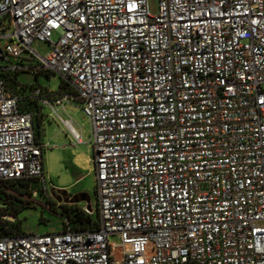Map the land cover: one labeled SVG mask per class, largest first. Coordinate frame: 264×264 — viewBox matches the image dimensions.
Returning a JSON list of instances; mask_svg holds the SVG:
<instances>
[{"label": "built area", "instance_id": "1", "mask_svg": "<svg viewBox=\"0 0 264 264\" xmlns=\"http://www.w3.org/2000/svg\"><path fill=\"white\" fill-rule=\"evenodd\" d=\"M149 1L0 0V31L12 29L0 37V187L35 180L46 193L47 145L6 75H57L64 94L41 105L88 119L84 210L99 220L0 235V264H264V0H156L155 16ZM34 41L51 52L37 57ZM24 52L31 68L6 60Z\"/></svg>", "mask_w": 264, "mask_h": 264}, {"label": "rangeland", "instance_id": "2", "mask_svg": "<svg viewBox=\"0 0 264 264\" xmlns=\"http://www.w3.org/2000/svg\"><path fill=\"white\" fill-rule=\"evenodd\" d=\"M148 11L151 16H155L158 12L156 0L148 2ZM4 31H0V37H7L11 34L12 29L7 22L3 23ZM57 41V36L52 37V42ZM11 45L8 40H0V49ZM37 57L44 58L50 52L51 48L46 43L34 41L29 47ZM12 64L21 62L22 68H31L36 58L31 56L29 52L21 54L20 59H6ZM34 60V61H33ZM7 65L6 61H0V67ZM17 83L22 87L35 86L49 92L56 93L61 85V78L57 75L46 76L39 74L36 78L28 71H20L16 76ZM53 112V121H50L45 127L44 145H47V150L43 153V173L46 193L40 194L39 191L34 190L29 196L27 193L18 196L14 194L10 202L27 201L26 206H22L21 202H15L13 206V214L8 217V222L17 224L18 229L25 235L43 236L46 234H56L62 230V222L59 214L49 210L47 204L48 200L55 203L51 199V190L57 191L66 189L70 196L77 194H85L89 198L90 209L95 208L94 188L95 179L92 171V164L90 163V170H80L72 163L75 156H92L90 149V124L88 119L84 116L80 106L67 101L62 102L58 107H55ZM62 117L63 120H68L72 123L73 128L80 135L82 143H74L72 136L65 129L62 122L57 116ZM80 181L74 184L77 179ZM49 196V197H48ZM67 198V197H66ZM69 199V198H67ZM23 203V202H22ZM60 204H66L61 202ZM73 204V203H67ZM84 207V203L76 204Z\"/></svg>", "mask_w": 264, "mask_h": 264}, {"label": "trees", "instance_id": "3", "mask_svg": "<svg viewBox=\"0 0 264 264\" xmlns=\"http://www.w3.org/2000/svg\"><path fill=\"white\" fill-rule=\"evenodd\" d=\"M20 72V71H19ZM18 72L12 73L10 75H6L9 88L12 89V92L15 96L19 98V109L21 112H28L33 115V112H39L43 106L41 105L42 99L47 101H54L57 98L62 97L65 92L66 84L61 80V85L59 87L58 92L52 93L48 90H43L40 88H36L35 86L30 87H22L17 83L16 76ZM43 74V73H39ZM39 74L35 75L37 78ZM46 76H50L49 74H44ZM39 90L42 93L36 95L35 91ZM33 132L34 138L37 142V138L40 135V129L38 125L33 122ZM3 188V189H2ZM34 190L39 191L40 194L45 193L41 188L40 184L31 180L28 182H15L8 183L0 187V217H6L5 220H1L0 218V235L4 237H12L15 235H22L18 229L17 224H12L8 222V217L13 214V206L15 202H21L22 206L27 205V201H14L10 202L14 194L18 196L24 195L23 193H27L29 196ZM8 191V192H6ZM23 202V203H22ZM49 206V210L59 214L62 222V228L64 227V221L67 222V225L70 226L74 231H84V230H97L98 228V214L95 210L93 213L88 214L85 212L84 207H80L76 204L71 205H61L55 207V203L48 200L47 202Z\"/></svg>", "mask_w": 264, "mask_h": 264}, {"label": "crops", "instance_id": "4", "mask_svg": "<svg viewBox=\"0 0 264 264\" xmlns=\"http://www.w3.org/2000/svg\"><path fill=\"white\" fill-rule=\"evenodd\" d=\"M31 112L33 113V122H35V124L38 125V127L40 129V135H39V138H37V143H40V144L44 145V143H43L44 141L43 140L45 138V135H44L45 127L48 124H50V121L51 122H54L53 121V115H51V114H54V113H52L50 111V109L47 108V107H43L39 112H33V110L31 109ZM54 112H56L55 109H54ZM57 117L62 119V117H60L59 115ZM81 143H82V140H81ZM44 150H47V147ZM44 150L42 152V157H43ZM72 163H73V165L75 167H78L80 170H90L89 167H90V163H91V156H87V157L86 156H82V157L75 156L72 159ZM42 166H43V158H42ZM79 181H80V178L77 179L74 184H77ZM57 191H64V192H66V189H60V190H57ZM66 194H67V192H66ZM81 194L79 193V194L74 195V196H70V195L67 194V197L69 199H71L72 197H75V196L77 197V196H79ZM54 195H55L54 197H57L58 196L57 193L54 194ZM50 198L53 199L56 203H58L53 198L52 195H51Z\"/></svg>", "mask_w": 264, "mask_h": 264}, {"label": "water", "instance_id": "5", "mask_svg": "<svg viewBox=\"0 0 264 264\" xmlns=\"http://www.w3.org/2000/svg\"><path fill=\"white\" fill-rule=\"evenodd\" d=\"M58 194L57 197H54L55 195L54 194ZM51 195L53 196V198L58 202L60 203L62 200L63 203H73V204H79V203H84L86 205V211L89 212L90 211V207H89V198L84 195V194H81L79 196H75V197H72L71 199H67V194L66 192L64 191H54V190H51ZM67 197V198H66Z\"/></svg>", "mask_w": 264, "mask_h": 264}]
</instances>
